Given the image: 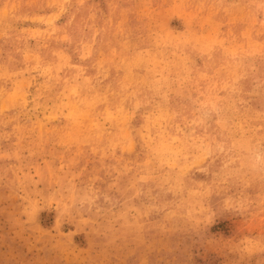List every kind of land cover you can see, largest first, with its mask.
I'll return each instance as SVG.
<instances>
[{"label":"rangeland","instance_id":"374dc122","mask_svg":"<svg viewBox=\"0 0 264 264\" xmlns=\"http://www.w3.org/2000/svg\"><path fill=\"white\" fill-rule=\"evenodd\" d=\"M0 264H264V0H0Z\"/></svg>","mask_w":264,"mask_h":264},{"label":"clouds","instance_id":"9594fccd","mask_svg":"<svg viewBox=\"0 0 264 264\" xmlns=\"http://www.w3.org/2000/svg\"><path fill=\"white\" fill-rule=\"evenodd\" d=\"M257 159H259V157H257Z\"/></svg>","mask_w":264,"mask_h":264}]
</instances>
